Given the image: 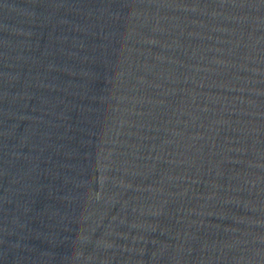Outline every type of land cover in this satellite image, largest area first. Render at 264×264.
<instances>
[{
	"label": "water",
	"instance_id": "1",
	"mask_svg": "<svg viewBox=\"0 0 264 264\" xmlns=\"http://www.w3.org/2000/svg\"><path fill=\"white\" fill-rule=\"evenodd\" d=\"M0 264H264V0H0Z\"/></svg>",
	"mask_w": 264,
	"mask_h": 264
}]
</instances>
